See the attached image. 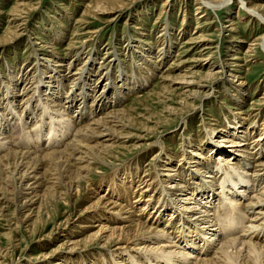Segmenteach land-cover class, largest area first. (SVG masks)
I'll list each match as a JSON object with an SVG mask.
<instances>
[{
	"label": "bare ground",
	"instance_id": "bare-ground-1",
	"mask_svg": "<svg viewBox=\"0 0 264 264\" xmlns=\"http://www.w3.org/2000/svg\"><path fill=\"white\" fill-rule=\"evenodd\" d=\"M35 1L16 0L7 14L9 27L0 37V45L6 40L13 43L23 35L27 18L24 14L34 10ZM137 1L75 0L81 3L78 5L83 10L80 19L75 18L74 25L79 24L85 31L80 35L88 37L98 32L90 30L93 22H99L103 17H111L109 22H112L122 12L121 6ZM233 1L196 0V12L205 9L216 12ZM235 1L251 16L264 22V6L254 4L248 7L245 0ZM3 15L5 13L0 8V16ZM203 17L201 14L199 19ZM234 25L236 22L231 21L230 32L236 31L232 27ZM200 28L197 23V31L188 35L184 46L202 44L191 64L199 63L198 68L203 72H191L193 69L187 66L190 62L179 58L175 66L178 75L169 76L170 71H166L168 75L162 76L163 94L158 100L172 102L165 93L176 94L177 90L183 97L176 103L177 108L165 106L164 113L169 116L181 113L190 100H198L202 104L218 85L228 91L235 106L244 101L242 98L247 88L238 76L244 68L239 46L225 63L223 69L227 74L218 82L216 75L221 67L211 62V51L216 47L204 44L208 41ZM164 30L165 33L159 35L165 37L158 52L139 46L137 42L136 47L128 48L137 55L134 69L141 70L139 79L135 72L128 78L122 67L114 75L110 71L101 72L94 78L93 57L80 58L82 64L73 69L80 60L61 58L54 46L47 44V49L43 50L45 56L38 58L35 53L37 58L32 72L23 68L19 71L21 76L17 72L10 73L16 77L0 84V228L6 223L4 226L8 229L3 236L10 240V245L6 246L13 248L18 242L15 235L23 228L28 233L44 229L52 216H60V208L70 206L72 197L80 192L82 184L90 191L87 179L95 167L105 165L112 151L122 148V140L126 138L124 132L135 128L140 116L129 107L121 108L120 99L136 94L148 85L159 66L170 56L174 38L168 26ZM77 32L73 40L79 36ZM60 34L59 39H62L63 33ZM139 36V43L150 44L146 43V34L141 32ZM33 40L40 39L33 36L29 43ZM240 42L245 43L243 40ZM71 44L72 40L68 44L69 49ZM250 46L253 44L248 45L247 52L251 50ZM184 49L190 51L189 48ZM28 76L38 82L30 90L22 80ZM192 76H198L200 80H192ZM19 84L21 89L16 92ZM16 99H19L18 104ZM89 99L90 104L86 105ZM76 102L77 108L72 111ZM152 116L150 114L143 121L151 122ZM245 119L238 117L237 121L227 123L224 128L207 124L209 132L206 136L210 141L189 142L195 150L183 148L175 162L174 157L165 158L168 165L162 166V174L157 172L154 177L145 175L133 183L134 176L126 172L127 175L117 182L120 184L114 182L106 186L110 189L107 194L101 195L91 189L96 195L94 202L75 218L76 221L89 220L77 226L91 230L80 231L86 233L80 238L70 234V238H65L50 256L59 254L61 260L57 264H68L70 260L63 258V251L70 254L92 245L104 248L116 243L124 244V247L109 254L112 264H264V124L260 134L252 137L253 130L240 122ZM162 124V121H157L154 127L145 126L143 132L156 133ZM162 152L161 148L160 153H156L158 165L155 168L161 167ZM165 153L162 155L166 156ZM185 154L189 157H184ZM71 217H63L50 232L65 229ZM93 219L96 222L90 224ZM9 254L8 248L3 250L0 247V264ZM95 263L97 260L90 262ZM72 264H77V261Z\"/></svg>",
	"mask_w": 264,
	"mask_h": 264
},
{
	"label": "rangeland",
	"instance_id": "rangeland-1",
	"mask_svg": "<svg viewBox=\"0 0 264 264\" xmlns=\"http://www.w3.org/2000/svg\"><path fill=\"white\" fill-rule=\"evenodd\" d=\"M206 1L220 2L222 0ZM15 2L16 0H0V8L5 13V15L0 16V37L9 27V24L6 23V20L9 18L7 14ZM35 2L34 10L29 12V14H24L27 18L26 29L23 35L13 43L6 40L0 45V84L3 82L5 84L9 78H14L15 75H10V73L17 72L21 76L19 71H22L23 68L32 72L34 60L37 58L35 53H37L38 58L45 56L43 50L47 49L45 47L47 44H49V47L53 45L56 49V54L58 56L61 54V58L71 59L74 57L73 61L76 59L80 60V62L77 61L73 69H77L78 65L82 64V58L84 60L88 56L93 57V73H95L92 76L94 75V78L99 76L101 72L106 73L110 71L114 75L122 67L128 78L135 72L136 76L138 75L137 79H139L141 70L134 69V60L137 61V55L132 50L128 51V48L130 46L133 47V45L136 47L138 44L146 49L151 48L155 53L158 52L160 49L159 45L164 42L163 37L165 36L162 38L160 36L165 33L164 29L166 26H168L169 33H171L174 41H172L173 48L170 56L164 64L159 66V70L157 69L158 71L150 79L151 81L148 85L140 89L138 93L135 92L136 94H130L125 99H120L122 103L121 108L129 107L140 116L136 120L139 124H136L135 128L124 132L126 138L122 140L123 145L120 146L122 148L113 150V154L106 159L105 165L95 167L96 170L87 179L88 183L86 185L89 186L90 191L85 188V184H82L80 192L72 197L70 206L68 208L64 206L60 208V216H52L44 229L33 230L31 233H28L25 228L20 230L15 235L18 242L13 245V248L6 246L10 245V240L3 236V234L7 233L6 229H8L7 226H4L6 223H3L2 229L0 228V247H3V250L8 248V252L10 253L3 261V264H57L61 260V256L57 254L51 257L50 254L64 243L65 238L69 239L70 234L80 238L86 234L80 233V231L87 232L91 230L90 228L82 230L77 226L89 220L85 221L82 219L76 221L75 218H77L78 213L83 208L94 202L96 195L92 193V190L97 191L96 193L101 195L107 194V191L110 189L106 188V186L121 181L127 175L126 172L134 176L133 183H136L137 179L145 175L154 177L157 172L158 174H162V166L168 165L167 160L169 157H174L175 162V160H179L183 148L187 147L185 148L186 151L195 150L189 142L192 141L195 144L210 141V137L206 136L209 132L207 129L209 124L216 125V128H224L227 123L237 121L238 117L239 119L246 118L245 121L240 120V122L245 128L248 126L249 130H253L254 134L252 137H257L260 134L261 125L264 124V22L251 16L240 6L239 2L234 0L229 3L228 7L216 10V12L210 9L198 10L196 12V7H198L196 0H138L134 4H126L128 5H125L126 7L121 6L122 12H119V15H116L118 18L112 22H109L111 17H103L99 22H93L94 24L90 27V30L98 32L88 35L89 38L84 35L85 39L83 35H80L85 31L81 30L79 24L74 25L75 18L77 20L80 19L81 10H83V7L78 5L81 4L80 2H75V0H36ZM111 2H119V0H107V3ZM245 2V5H248V7L254 4L264 6V0H245ZM65 7L68 9L66 12L65 10L67 9ZM198 12H202L201 14L204 15L202 19H199L201 14L198 15ZM53 17L55 18L54 20ZM231 21L236 22V25L232 26L236 28L235 32L229 31ZM197 23L201 27L199 30L202 32V36L208 41L204 44L216 47L211 51L213 58L211 62H215L216 65L221 67L220 73L216 75V78L218 77L216 81L218 80L219 82L221 77L227 74L226 70L223 69L225 63L235 53V48L239 46L240 49L238 51L241 53L239 57L242 59L244 68L238 76L244 87L247 88L246 94L242 98L244 101L242 100L243 103L240 106H235L233 98L229 95L228 91L224 90L221 85H218L215 86V89L210 92V96L208 95V98L202 104L198 100H190L188 106L181 113L169 116V114L164 113L165 106L177 108L178 105L176 103L180 102L179 100L183 97L180 91L177 90L175 92L177 95L164 94L171 97L172 102L166 103V101H163L162 103V101L158 100L160 95L163 94V90L161 89L162 76L168 75L169 71V76L178 75V69L175 66L180 61L179 58L190 62L187 66L194 70L191 72L197 71L199 73L201 71L198 68L199 63L191 64V61L196 60L197 54L195 53L200 50L202 44L193 47L184 46L185 40L189 37L188 35H192L193 32L197 31L195 29ZM76 32L79 36L75 37L74 41L73 35ZM141 32L147 35L145 36L147 38L145 40L146 43H150L149 45L137 41L140 38L139 34ZM60 33H63L62 39H59ZM33 36H37L40 40H33L29 43ZM71 40L72 44L69 49L68 44ZM241 40L247 44L241 43ZM249 44H253V46H250L251 50L247 52L246 49ZM184 47L189 48L190 51H187ZM177 53L179 57H177ZM140 63L142 62L140 61ZM93 77L90 78L92 83ZM22 80L29 90L33 87L35 88L38 83L36 80H31L30 76ZM192 80L199 81L200 77L192 76ZM20 84L18 87L16 86V92L20 91ZM62 90H64V93L66 92V89L63 88ZM18 100L16 99V104H18ZM90 101L91 99L86 100L85 104L89 105ZM252 102L253 104L250 105ZM77 104L76 102V107L74 106L72 111L76 110ZM84 113H87V111H84ZM150 114L153 115L152 119H150L151 122H148L149 124L145 123L143 118L146 119ZM160 120L163 124L157 129L156 133L143 132L145 126L152 127L157 121L161 122ZM141 137L142 139L139 140ZM161 148L163 152H166V156L162 155L163 152L160 154L162 156V159L159 161L161 167L155 168L158 165L156 153H160ZM208 153L206 152V154ZM187 155L185 154L184 157H187ZM154 156H156V159H154ZM110 196L109 194L108 197ZM10 211L11 209H9ZM67 216L72 217L65 229L58 228V230L54 231L53 229L50 232L53 226L56 228L62 221V218ZM165 217L168 218V216ZM94 222H96L95 219L90 224ZM210 238L211 235H209L207 240L209 241ZM210 243L213 244L212 241ZM120 247H124V244L112 243L110 246L108 245L104 248L92 245L89 248L75 250V252L70 254L63 251L62 254L64 255L63 258L66 257L70 260L68 264L76 261L77 264H90L94 260H97L95 264H110L109 254L118 252Z\"/></svg>",
	"mask_w": 264,
	"mask_h": 264
}]
</instances>
